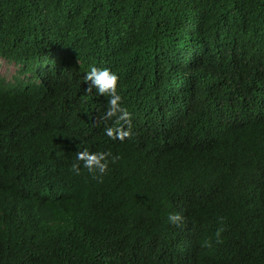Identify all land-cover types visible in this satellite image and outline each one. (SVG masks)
I'll return each instance as SVG.
<instances>
[{
	"label": "trees",
	"instance_id": "1",
	"mask_svg": "<svg viewBox=\"0 0 264 264\" xmlns=\"http://www.w3.org/2000/svg\"><path fill=\"white\" fill-rule=\"evenodd\" d=\"M210 1L0 0V53L14 61L27 45L56 67L55 55L75 46L80 56L89 59L80 64L79 72L113 66L122 88L125 82L133 87L122 105L131 118L142 120L148 105L139 102L146 91L153 102L156 91L152 89L176 94L187 83L206 90L217 83L241 86L264 78L251 41L241 48L232 41L231 16L220 22L211 11L203 12L196 26L186 32L190 11L197 13ZM125 38H132L127 44L132 66L156 68L158 82L152 87L138 74L129 76L122 66L127 56L114 49V41L124 43ZM67 76L62 79L68 81ZM178 81L181 86L170 88ZM215 95L218 100L224 98ZM227 103L190 109L218 129L212 150L196 146L206 154L207 176L196 173L202 158L183 153L170 154L158 166L143 168L136 162L127 172L125 141H110L105 126H96L94 116L83 109L59 115L48 127L63 129L60 133L75 141L79 140L75 132L87 137L86 128H92V141L85 139L83 148L111 152L120 159L109 163L100 182L83 167L79 175L74 174L71 165L75 160L39 165L31 151L25 157L29 174L21 179L30 193L42 194L52 202L50 215L37 214L31 220L24 218L25 209L8 212L3 217L7 225L0 222V228L12 236L10 240L0 231V264H93L88 254L100 251L96 242L108 240L127 250H142L148 264H264V115L256 113L242 127L243 115L228 120L230 109L262 110L264 91L254 98L253 107L247 98ZM143 169L148 178L137 181L130 175H139ZM168 172L180 175V180L170 178ZM155 186L180 194V206L173 210ZM10 197L11 190L0 185V210ZM176 213L183 217L179 224L168 220ZM218 228H223L219 238ZM205 242L211 246L205 247Z\"/></svg>",
	"mask_w": 264,
	"mask_h": 264
},
{
	"label": "clouds",
	"instance_id": "2",
	"mask_svg": "<svg viewBox=\"0 0 264 264\" xmlns=\"http://www.w3.org/2000/svg\"><path fill=\"white\" fill-rule=\"evenodd\" d=\"M207 11L216 14L220 22L226 15L232 17L233 31L229 32L232 41L240 48L251 41L250 48L257 55L259 60L256 62L264 73V0H212L204 3V7L197 13L190 11L185 22L186 32H190V26L194 28L200 14ZM131 39L125 38L124 43L114 41V49H120L126 54L127 58L122 66L128 75L132 77L138 74L142 80H148L152 87L158 82L156 68L151 65L150 69H143L139 64L131 65L127 50ZM21 48L22 53L14 61L0 53V185H6L12 194L0 210V222L4 225L7 224L3 217L8 212L13 214L12 210L19 213L25 209L24 218L31 220L37 214L50 215L52 202L43 198L42 194L30 193L28 184L21 179L29 174L25 157L31 151L38 156L39 165L53 166L60 160H75L71 165L74 174L79 175L83 167L93 179L100 182L108 172L109 163L120 159L111 152H90L83 148L85 139L90 138L92 141V128H86L89 134L87 137L82 132H75L79 139L75 141L70 136L61 134L63 129L56 131L54 127H48L59 115L69 114L74 109H83L94 116L96 126H100V123L105 126L104 132L110 141H125L128 145L127 172L136 162L143 168L158 166L170 154L183 153L202 158L196 173L207 176L204 165L206 154L196 146L206 147L207 152L212 150L218 138V129L215 123L191 114L190 109L198 105L205 109L209 106L216 107L215 104L227 103V100L241 103L246 98L249 106L253 107L254 98L264 91V78L256 82L242 83L241 86L228 87L217 83L206 90L187 83L176 94L165 89H152L156 91L154 101L151 102L146 91L145 98L139 102L140 105H148L147 115L141 120L136 116L131 118V113L122 105L132 93L133 87H128L125 82V87L122 88L121 78L113 66L107 65L109 69L91 67L84 73L79 72L78 67L89 59L80 56L75 46L55 55L54 60L58 64L56 67L44 60L46 56H41L33 49L29 50V46L23 45ZM178 73L189 74L182 71ZM66 74L70 78L68 81L62 79ZM178 82L180 83H171L170 88L181 86L182 82ZM216 92L224 98L218 100ZM226 92L232 95L227 96ZM256 113L264 115V108L250 111L247 108L230 109L228 120L243 115L246 121L240 123L242 127L248 125ZM249 114L251 116L246 118ZM110 120L113 121L112 126L107 125ZM208 129V133L202 132ZM130 175L137 181L148 178L144 169L139 175ZM166 175L180 180V175L171 172ZM154 190L170 202L173 210L180 206V194L165 192L157 186ZM62 196L61 194L59 197ZM168 220L179 224L183 217L178 213L170 214ZM220 222H223V218H220ZM0 231L11 240L12 235L1 228ZM222 232L223 228L217 229V238ZM96 243L95 246L100 247V251L88 254L93 264H148V260L144 261L142 250H127L116 246L111 240ZM204 246L210 247L211 242H205Z\"/></svg>",
	"mask_w": 264,
	"mask_h": 264
}]
</instances>
